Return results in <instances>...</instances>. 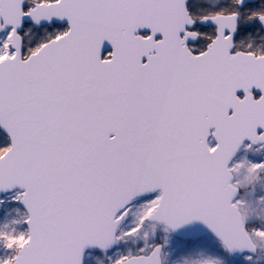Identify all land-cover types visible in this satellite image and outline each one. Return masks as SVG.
<instances>
[{
	"label": "snow or ice",
	"instance_id": "1",
	"mask_svg": "<svg viewBox=\"0 0 264 264\" xmlns=\"http://www.w3.org/2000/svg\"><path fill=\"white\" fill-rule=\"evenodd\" d=\"M262 182L264 0H0V264H264Z\"/></svg>",
	"mask_w": 264,
	"mask_h": 264
},
{
	"label": "rangeland",
	"instance_id": "2",
	"mask_svg": "<svg viewBox=\"0 0 264 264\" xmlns=\"http://www.w3.org/2000/svg\"><path fill=\"white\" fill-rule=\"evenodd\" d=\"M261 187H264V182H262L261 185H257V189H258V190H259ZM261 207H264V206L256 207L255 211L252 213V217H253V218H255V215H256L257 212H260V214H261L262 216H264V212H261ZM179 239H180V237L177 236V237L175 238V240H174V244H175V242L178 241ZM164 264H169V260H168L167 258L164 260Z\"/></svg>",
	"mask_w": 264,
	"mask_h": 264
},
{
	"label": "water",
	"instance_id": "3",
	"mask_svg": "<svg viewBox=\"0 0 264 264\" xmlns=\"http://www.w3.org/2000/svg\"><path fill=\"white\" fill-rule=\"evenodd\" d=\"M194 229H191V228H189V229H186L185 231L186 232H190V231H193ZM178 237H180V236H178Z\"/></svg>",
	"mask_w": 264,
	"mask_h": 264
}]
</instances>
